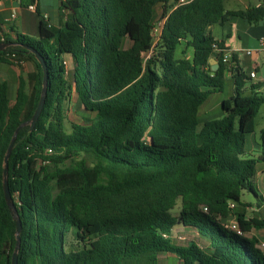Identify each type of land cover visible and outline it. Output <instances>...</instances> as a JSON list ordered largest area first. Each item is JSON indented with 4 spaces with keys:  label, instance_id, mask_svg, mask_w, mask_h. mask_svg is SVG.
Returning a JSON list of instances; mask_svg holds the SVG:
<instances>
[{
    "label": "trees",
    "instance_id": "obj_1",
    "mask_svg": "<svg viewBox=\"0 0 264 264\" xmlns=\"http://www.w3.org/2000/svg\"><path fill=\"white\" fill-rule=\"evenodd\" d=\"M176 1L62 0L60 27L45 25L37 38L2 34L0 42L11 44L0 50V63L21 68L29 61L33 71L18 75L13 100L9 83L0 81V264H11L16 241L2 189L3 156L41 89V67L24 45L44 57L49 76L40 115L31 130L19 129L8 159L21 222L17 264H159L160 253L177 255L179 264H264L256 239L221 222L233 217L244 232L264 228V216L246 218L229 207L246 206L243 190L258 197L252 177L259 158L245 155V137L264 103L259 85L246 92L248 76L234 65L222 114L199 127L197 120L201 104L223 89L227 71L224 45L208 26L231 16L258 23L264 0L240 10H225L223 0ZM155 5L162 20L156 38ZM67 54L70 80L61 62ZM210 58L218 62L214 70ZM70 90L92 115L67 131ZM260 139L264 147V129ZM176 225L192 228L206 244H174Z\"/></svg>",
    "mask_w": 264,
    "mask_h": 264
},
{
    "label": "crops",
    "instance_id": "obj_2",
    "mask_svg": "<svg viewBox=\"0 0 264 264\" xmlns=\"http://www.w3.org/2000/svg\"><path fill=\"white\" fill-rule=\"evenodd\" d=\"M61 1L54 0L53 5H50L48 4V0H37L34 4L35 9L31 10L27 7L20 6L19 0H0V30L10 38H14L18 32L37 38L44 33L45 25L55 28L63 25L64 19L59 14ZM261 2L262 0H223L225 10L246 9L249 6H258ZM12 13H15L14 18L12 17ZM43 13L47 14V18H42ZM208 30L214 38L222 41L226 50L231 51L233 55L232 68H234V65H237L244 71L248 78L254 79L249 84L245 83L243 89L247 92L250 86L259 85L256 91L261 93L262 86H264V45L261 44L260 38L264 36V19L258 23H249L241 17L231 16L223 23L216 22L210 24ZM188 56H190L189 53ZM65 57L73 68L72 57L68 54ZM209 61L210 63H216L218 65L215 58H210ZM32 71L33 64L29 61H26L21 68L7 63H0V81L6 80V77L14 80V76L16 75L18 82L19 74L26 78ZM251 72L255 73L253 77L251 76ZM232 74L233 72L231 70L226 71L225 79L232 80ZM233 87L234 84H232V92ZM248 138L250 143L248 146L245 144V155L250 154L253 158H259L255 173L252 177V183L261 192L256 197L255 203L242 201L240 197V202L245 203L246 206L236 204L234 208L244 210L246 218L252 216L262 217L264 216V147L261 146L260 133L257 135L255 129L246 134L245 143ZM232 218H226L225 221L231 220ZM221 220L224 221V219ZM180 227L186 228L176 225L172 229V233L177 239L184 238L180 234L177 235ZM244 234H248L250 238L256 239V246L264 242V228H252ZM259 248L264 252L263 247L259 245ZM176 257L179 264L180 259L177 255Z\"/></svg>",
    "mask_w": 264,
    "mask_h": 264
},
{
    "label": "rangeland",
    "instance_id": "obj_3",
    "mask_svg": "<svg viewBox=\"0 0 264 264\" xmlns=\"http://www.w3.org/2000/svg\"><path fill=\"white\" fill-rule=\"evenodd\" d=\"M52 3H54V0H48V4L53 5ZM160 13H161L160 5H155L153 9V18L158 20ZM127 45L129 44L125 40L124 46H127ZM190 52L191 51L188 49L187 54L188 53L190 54ZM69 66H70V70L68 73V80H70V74L72 71L71 64ZM5 81L9 83V86H10L9 95H10L11 100H13L15 89L17 86V77L15 75L14 80H10L8 79V77H6ZM251 81H254V79L248 78L245 83L249 84ZM232 84H233V81L231 79H225L223 89L221 91H216V92L211 93L207 97V99L201 104L198 110V114H197L198 127L202 125V123L205 120L211 119L214 117H219L222 114L221 101L224 98H228L233 93ZM261 93L264 96V86H262ZM64 112H65V128L67 131L70 130L71 123H84L85 119L88 117H91L92 115V113L82 108V106L80 105L77 99V95L73 90H70L67 100L64 103ZM262 128H264V103L260 106V109L254 118V129L257 135L260 133V130ZM249 143H250V140L248 138L245 143L246 146H248ZM247 157H252V155L247 154ZM87 162L89 164L91 163L90 157H87ZM255 189L257 191L256 192L257 194L261 192V190L258 189L257 187H255ZM241 200L255 203L256 197L253 195L252 192L243 190L241 193ZM179 207H180V202L178 200L176 206L171 210V212L173 214H177V212L179 211ZM178 234H180L184 238L177 239L176 237H174L172 239L174 244H186L190 240L197 242L200 246H204L206 244V242L192 228L190 229V228L180 227L179 231L177 232V235ZM243 236L247 239H250V236L248 234H244ZM262 249L264 250V247ZM158 257H159V264H178V259L176 255L174 254L160 253ZM194 264H197V263H194Z\"/></svg>",
    "mask_w": 264,
    "mask_h": 264
},
{
    "label": "water",
    "instance_id": "obj_4",
    "mask_svg": "<svg viewBox=\"0 0 264 264\" xmlns=\"http://www.w3.org/2000/svg\"><path fill=\"white\" fill-rule=\"evenodd\" d=\"M10 44L11 43H9V42H4V41L0 42V50L5 49ZM24 47L26 50L33 53L35 59L39 63L41 70H42V78H41V89H40V93H39V98H38L37 104L35 106V109L33 111V114L28 121L20 123L14 129L13 134L9 140L8 145H7L5 154L3 156L2 189H3L5 201L8 205V207L10 208L12 217L15 220V224H16V227H15V240L16 241H15V246H14V249H13V252L11 255V264H17V252H18L19 245H20L21 222L19 220L18 213H17L16 207L14 205V201H13V198L11 196V193L9 191V187H8V179H7L8 159H9L10 153L12 151L13 144H14V141H15V138L17 136L19 129L22 126L28 124L29 130H31L33 128L37 118L40 115L41 109H42L44 102H45V97H46V93H47V86H48V76H49L47 63H46V60L44 59V57L34 47H32L30 45H24ZM211 68L213 70L216 69L217 64L211 63Z\"/></svg>",
    "mask_w": 264,
    "mask_h": 264
},
{
    "label": "built area",
    "instance_id": "obj_5",
    "mask_svg": "<svg viewBox=\"0 0 264 264\" xmlns=\"http://www.w3.org/2000/svg\"><path fill=\"white\" fill-rule=\"evenodd\" d=\"M188 0H177L176 1V4L178 3H185L187 2ZM28 9H31V10H34L35 9V5L34 4H29L27 6ZM12 17L14 18L15 17V13H12ZM42 18H47V14L46 13H43L42 14ZM161 24H162V20H158L157 22L154 23L153 27H152V35L156 38L160 32V27H161ZM3 32L0 30V40H3ZM260 41H261V44L264 45V36H262L260 38ZM213 46L215 48V50H219L215 43H213ZM221 53V56H220V60L222 63L225 64L226 68H227V71H229L228 69L232 68V53L231 51L229 50H226L225 48L221 49L220 51ZM62 64H63V67H64V76L65 77H68V73H69V70H70V63L68 61V59L65 57V56H62V60H61ZM255 75L254 72H251V76L253 77ZM229 207L231 208H234V203L230 202L229 203ZM203 210H206V207H203ZM222 224H224V226H226L229 230L233 231L234 233H236L237 235H240V236H243L244 235V231L241 229L240 225L238 224V222L232 218L231 220H224L222 221ZM261 247H264V242H261L259 244Z\"/></svg>",
    "mask_w": 264,
    "mask_h": 264
}]
</instances>
